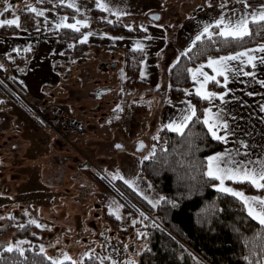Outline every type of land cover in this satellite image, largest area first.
<instances>
[{
	"label": "rangeland",
	"instance_id": "rangeland-1",
	"mask_svg": "<svg viewBox=\"0 0 264 264\" xmlns=\"http://www.w3.org/2000/svg\"><path fill=\"white\" fill-rule=\"evenodd\" d=\"M110 1L106 13L118 16L124 10L123 19L139 34L107 31L101 25L114 19L93 14L99 7L93 0H0V21L19 17L20 24L16 30H8L15 29L14 25L0 26V223L8 218L20 219V226L35 221L36 243L53 259L63 260L67 254L79 261L97 254L100 264L105 257L111 259H103V264L113 260L137 264L147 231L139 222L141 213L148 215L147 210L136 208V214L130 215L97 174L114 184L132 182L131 188L148 204L157 205L163 194L141 168L144 157L155 150L153 137L160 128L158 100L169 90L172 65L193 45L204 25H214L221 16L226 23L242 16L250 21L264 4L132 0L122 5ZM29 7L44 15L37 16ZM152 13L160 19H153ZM62 18L65 23L79 20L88 26L77 25L86 30L76 40L62 38L52 31L63 28L57 27ZM33 20V26H28ZM85 35L86 49L70 52ZM137 42L144 53L140 78L143 71L142 79L149 82L140 88L127 82L125 74L127 51L138 49ZM28 51L24 61L21 56ZM146 94H150L151 105L144 100ZM143 102H147L146 113ZM31 104L47 107L50 114L42 110L46 117L54 112L75 119L81 128H61V133ZM24 111L38 127L23 122ZM12 142L16 147L11 148ZM141 142L143 148H139ZM117 174L124 180L112 178ZM252 193L264 195L260 189ZM107 212L120 216L117 227ZM4 237L13 246L29 239L16 235L15 230Z\"/></svg>",
	"mask_w": 264,
	"mask_h": 264
},
{
	"label": "trees",
	"instance_id": "trees-1",
	"mask_svg": "<svg viewBox=\"0 0 264 264\" xmlns=\"http://www.w3.org/2000/svg\"><path fill=\"white\" fill-rule=\"evenodd\" d=\"M246 1L250 4H264V0ZM93 14L113 17V21H106L101 25L113 34L130 36L140 33L130 27L129 21L121 16L108 14L99 8H94ZM33 23L34 20L28 22V26H33ZM14 28L8 30L19 27L14 25ZM79 28V32L69 28L52 31L59 32L62 38L76 40L86 30ZM249 28L252 34L244 40L225 42L224 38L216 35L219 30L213 27L210 29L214 33L212 40L205 36L190 47L191 51H188L189 48L182 51L169 72L170 97L181 99L186 95L191 84V73L187 70L193 66L209 57L263 43L264 22L253 24L250 20ZM87 46V42H76L69 51L83 52ZM26 54L21 56L24 61L29 56V51ZM143 57L142 50L130 48L127 51L125 74L127 82L136 87L147 83L140 78ZM210 87L220 88L214 81L210 82ZM193 100L198 122L194 117L183 136L160 128L154 136L159 139L153 138L155 155L142 162L141 172L152 180L165 200L154 207L125 182L114 184L109 178L99 174L97 178L120 199L130 215L136 214V208L147 210L148 215H143L139 222L147 231L145 244L138 253L137 264H249V261L252 264H264V226L248 215L247 207L240 198L218 191L216 180H210L204 175L208 156L221 149L223 142L215 140L203 124V113L208 100L197 94L193 95ZM42 109L43 107H38L37 110ZM37 110L35 112L39 114ZM48 112L50 114V110ZM16 145L17 143L12 142L11 148ZM237 184L247 193L258 189L249 182ZM260 190L264 192V189ZM106 215L112 219L115 227L119 225V219L113 213L107 212ZM19 221L18 218L16 222L13 218H8L0 223V264H51L48 257L52 256L45 251L41 253V247L36 243L38 236L34 232L35 225L25 222L20 226ZM14 230L16 235L29 237L27 243L20 245L24 250L23 256L15 251H4L10 244L4 235ZM76 261L78 264H100L97 254ZM64 264H71V261H65Z\"/></svg>",
	"mask_w": 264,
	"mask_h": 264
},
{
	"label": "crops",
	"instance_id": "crops-1",
	"mask_svg": "<svg viewBox=\"0 0 264 264\" xmlns=\"http://www.w3.org/2000/svg\"><path fill=\"white\" fill-rule=\"evenodd\" d=\"M93 1L97 4V0ZM99 2L104 5H110L111 3L110 0H99ZM117 2L122 5H128L132 0H117ZM102 10L106 11L105 9ZM120 11L121 12H117L119 13L118 16L124 17V15H121L124 10ZM261 46H264V42L231 53L209 57L202 63L193 66L192 69H196L200 65H205L202 69L203 72L207 73L209 76H215L216 74L213 72L212 68L207 67L209 59H218L220 56L235 54L236 52H243L249 49H258ZM249 54L256 57V60L253 61L256 67L253 68L251 64L247 63V57H242L241 60L237 61H230V70L225 73L228 77L226 86L224 76H216V80L219 81V84H217L220 86L219 89L210 87V82L213 81H209L204 89H200V84L197 80L203 81V77L197 76V80H194L191 73V84L187 88L186 95L183 98L172 99L169 97V93H167L169 90H166V95L164 94L162 100H158L160 128L165 124L171 123L173 120H177V118L181 116L182 110L187 109L189 103L195 106L193 95L197 94L198 89L200 91L206 90L207 92H214L217 94V97L223 95V101L218 98L212 99L211 101L208 100L205 108V110L211 108L213 114L220 113L222 117L220 122L228 125L227 129L221 128L218 133L219 135L226 136V139L222 141V148L209 156L218 153H227L228 156L233 157L238 162H243L250 169H258L261 166V162H264V86L259 83L260 81H264V64L260 63V58L264 57V52L255 51ZM244 72L253 73L254 75L245 76L243 75ZM148 84L149 82L145 85ZM140 87L141 85L139 88ZM154 91L158 94L157 89ZM100 92H102V90ZM249 93H251V95ZM144 97V100L148 99L151 105L152 99L150 98V94H146ZM146 103L147 102H143L145 110L142 109V111H144V113L147 112ZM38 107L39 106L36 104H31V108L34 110H37ZM22 116L24 123H28L33 127H38L32 118H30L27 111H24ZM24 127H27V124H25ZM228 156H226L225 159H228ZM218 185L219 181H215V186L217 188ZM225 186L235 191L243 192L245 196L248 197L264 198V195L252 192L247 193L243 187L235 181L225 180Z\"/></svg>",
	"mask_w": 264,
	"mask_h": 264
},
{
	"label": "snow or ice",
	"instance_id": "snow-or-ice-1",
	"mask_svg": "<svg viewBox=\"0 0 264 264\" xmlns=\"http://www.w3.org/2000/svg\"><path fill=\"white\" fill-rule=\"evenodd\" d=\"M97 4L99 7L108 10L106 5L101 4L99 0H97ZM69 7H73V4H69ZM250 5H246L248 7ZM223 8L224 5H221ZM4 12L8 11V8L6 7ZM29 11L35 13L37 16H43L44 13L42 11H38L34 7H29ZM0 15H3V12H0ZM153 19L159 20V16H154ZM64 20L66 18L61 19V23L57 25V27H63V28H69L76 32L80 31V28L77 27V25L83 24L84 27H87V23H83L81 21H76L75 24H69L65 23ZM110 22V21H109ZM251 22L253 24H258L261 22H264V8L259 10L257 13L252 14ZM2 25H15L16 27H20L19 24V17L16 19L11 20H2L0 21V26ZM218 29V35L219 37L224 38L225 42L227 41H242L245 37L250 36L252 33L249 28V20L247 16H242L233 20H228L227 23L225 22V17L221 16L220 19L216 20L214 25L206 24L203 27L202 32L198 34L195 37V40L193 41V46H195L196 42L201 41L203 37L207 36L209 40L213 39L214 33L210 30L212 28ZM91 35V33H89ZM88 36L85 35L83 40H81V43L87 42ZM137 48L139 50H142L143 46L137 42ZM192 49L189 48L188 51H191ZM260 51L264 52V46H261L258 49H249L247 51L243 52H236L235 54H229L225 56H220L218 59H209L207 67L212 68L213 72H215V76H209L207 73L203 72V68L205 65H200L196 69H188L190 73H192L193 79L197 80V76H202L203 81L197 80V82L200 84V89H204L206 84L209 81H215L217 84H219V81L216 80V76H224L225 79V86L227 85L228 77L225 75L227 71H229V62L230 61H237L241 60L242 57H247V63L251 64L253 68L256 67L255 63H253L254 60H256V57L253 55H250V52ZM182 55H187V53H182ZM243 62V61H242ZM260 63L264 64V57L260 58ZM145 73L141 72V77L143 78ZM243 75L249 76L254 75L253 73L244 72ZM262 86H264V81L259 82ZM190 94V93H189ZM251 95V93H249ZM197 95L201 96L202 99L211 101L212 99H220L223 101L224 96L220 95L217 97V94L214 92H207L197 90ZM204 119L203 124L207 126L208 132L211 134V136L218 141H223L226 139V136L219 135V131L221 128L227 129L228 125L226 123H221V115L220 113L213 114L211 108L206 109L203 113ZM194 117H196V108L195 106L188 104L187 109L182 110V114L180 117L177 118V120H173L171 123L163 125L162 129H167L172 132H176L183 136L185 134V129L189 127V125L194 121ZM199 118L196 117V121L198 122ZM154 139H159L158 136L153 137ZM117 148H120L121 145H116ZM140 147L143 148L144 145L141 142ZM155 155V151L150 154V156ZM150 156H145L144 160L150 159ZM228 156L227 153L224 154H216L213 156H209L207 158V171L204 173L210 180H216L219 181L218 185V191L223 193H229L232 196L240 198L248 210V215L253 219L258 221V223L261 226H264V198L262 197H248L245 196L243 192L235 191L234 189L230 187L225 186V180H231L235 182H249L252 185H254L258 189H264V162H261V166L258 169H250L247 165H245L243 162L236 161L233 157L228 156V159H225V157ZM113 179H121L124 180L123 176L115 175L112 177ZM126 184L129 185V187H133L132 182L128 180H124ZM161 200H165V197H160L159 200L156 201V204H158ZM151 203V201H149ZM155 207L156 205L153 204ZM141 216H143V213H141ZM117 219H120V216L117 215ZM30 223H36L35 221H30ZM135 224L136 221H133ZM37 227H40V225H37ZM138 235H143L141 233H138ZM27 243V241H20L15 246L12 244H9L7 247L4 248L5 252L12 253L17 252L20 256L24 255V250L20 247L21 244ZM44 248L41 246L40 252L44 253ZM49 260H51V264H64L65 261H71V264H78L76 260H73L71 256H68L67 254H64L63 260L58 259H52L51 257H48ZM103 259H111V257H105L102 258L101 264H103ZM247 259V257H245ZM79 264H82V262H79ZM112 264H116V261H112ZM127 264H135V261H128ZM249 264H252V261H249Z\"/></svg>",
	"mask_w": 264,
	"mask_h": 264
},
{
	"label": "built area",
	"instance_id": "built-area-1",
	"mask_svg": "<svg viewBox=\"0 0 264 264\" xmlns=\"http://www.w3.org/2000/svg\"><path fill=\"white\" fill-rule=\"evenodd\" d=\"M46 111L48 110L47 107L44 108ZM42 109V110H44ZM39 110V114L45 118L47 122H49L52 126H54L56 129H59L61 133H63V130L61 128H65L68 130H79L81 128L80 123L75 120V119H68V118H63L60 117L59 114H53L51 117H46V112L45 114ZM48 112V111H47Z\"/></svg>",
	"mask_w": 264,
	"mask_h": 264
},
{
	"label": "water",
	"instance_id": "water-1",
	"mask_svg": "<svg viewBox=\"0 0 264 264\" xmlns=\"http://www.w3.org/2000/svg\"><path fill=\"white\" fill-rule=\"evenodd\" d=\"M152 18L154 17V16H159V14H157V13H152L151 15H150ZM98 94H100V91L98 92ZM141 144V143H140ZM139 148H141L140 147V145H139ZM86 165L84 164L83 165V167H85ZM130 261V260H129ZM132 261V260H131Z\"/></svg>",
	"mask_w": 264,
	"mask_h": 264
},
{
	"label": "flooded vegetation",
	"instance_id": "flooded-vegetation-1",
	"mask_svg": "<svg viewBox=\"0 0 264 264\" xmlns=\"http://www.w3.org/2000/svg\"><path fill=\"white\" fill-rule=\"evenodd\" d=\"M99 91H101L100 89H99ZM98 90H96V94L99 92ZM44 118V117H43Z\"/></svg>",
	"mask_w": 264,
	"mask_h": 264
}]
</instances>
